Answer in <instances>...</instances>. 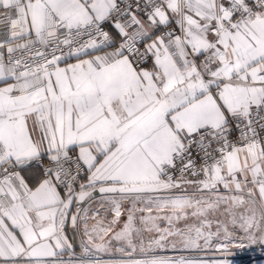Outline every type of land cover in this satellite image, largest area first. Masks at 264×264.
<instances>
[{
	"label": "snow or ice",
	"instance_id": "6c2138e0",
	"mask_svg": "<svg viewBox=\"0 0 264 264\" xmlns=\"http://www.w3.org/2000/svg\"><path fill=\"white\" fill-rule=\"evenodd\" d=\"M0 27V264L264 248V0H0ZM69 219L127 259L74 262Z\"/></svg>",
	"mask_w": 264,
	"mask_h": 264
},
{
	"label": "built area",
	"instance_id": "2783aa9c",
	"mask_svg": "<svg viewBox=\"0 0 264 264\" xmlns=\"http://www.w3.org/2000/svg\"><path fill=\"white\" fill-rule=\"evenodd\" d=\"M3 28L0 27V32H3ZM75 255L73 256V261H78V260H84V261H88L89 259L91 260H96L97 258L101 259L102 261H109L110 257H108L106 254L104 253H95L94 255H91V257H89V255H86L83 253V249L82 246L78 249H73ZM233 253H235V256H244L248 259H252V258H263L264 257V248H262L260 245H251L243 250H232ZM180 256H183L185 258H199V259H210L212 258V253L208 252H179V253H175L174 255H172L173 258H178ZM68 259V257L66 258Z\"/></svg>",
	"mask_w": 264,
	"mask_h": 264
},
{
	"label": "crops",
	"instance_id": "0c3cea01",
	"mask_svg": "<svg viewBox=\"0 0 264 264\" xmlns=\"http://www.w3.org/2000/svg\"><path fill=\"white\" fill-rule=\"evenodd\" d=\"M65 234L68 237L69 242L73 244V249H78L81 247V236L80 234L74 231L70 219L65 224ZM233 250H241V249L234 248ZM187 252H192V251H187ZM67 257L68 256L66 254L64 259L67 260L66 259ZM234 259H235V264H264V257L248 259L244 256L239 255V256H234ZM106 262H112V261H106Z\"/></svg>",
	"mask_w": 264,
	"mask_h": 264
},
{
	"label": "rangeland",
	"instance_id": "374dc122",
	"mask_svg": "<svg viewBox=\"0 0 264 264\" xmlns=\"http://www.w3.org/2000/svg\"><path fill=\"white\" fill-rule=\"evenodd\" d=\"M146 236H147V234H146ZM184 252H187V251H184ZM175 253H179V252L167 251V252H161V253H158V254L162 255V256H166V257H172V255H174ZM104 254H106L108 257H110L109 261H117V260H120V259H127V257H124L120 253H116L114 251L112 253H104ZM134 258H137V259L142 258V255L139 253V251H137L134 254Z\"/></svg>",
	"mask_w": 264,
	"mask_h": 264
}]
</instances>
